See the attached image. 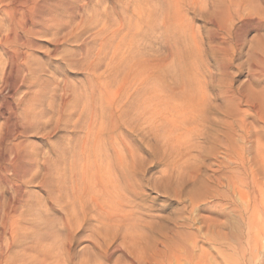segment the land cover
<instances>
[{
  "label": "rangeland",
  "instance_id": "obj_1",
  "mask_svg": "<svg viewBox=\"0 0 264 264\" xmlns=\"http://www.w3.org/2000/svg\"><path fill=\"white\" fill-rule=\"evenodd\" d=\"M53 1L54 0H40L35 10L31 8L27 10L28 12L25 11L24 12L25 14L19 13L17 15V17L20 18V19L18 18L17 21L20 24L19 28L22 29L24 23L29 24L30 26L33 27L31 33L27 32L25 34L26 39H30V42L28 46L26 45L23 47V51H24L23 53L26 56V58L21 57L20 59L22 62L20 61V59H18L19 60L18 61L17 57L16 58L11 57L13 54L11 49L8 50L6 47H0V138L3 139L1 148L2 149L4 148L3 150L5 152H8L9 154L10 153L9 146L11 144L23 142L22 147H24V149H27L28 151H32L39 155V159L41 160L40 163H42L43 162L42 160H44L42 156L43 154L44 157L46 155L49 156L52 155L50 158L52 161L54 159H57V154L54 153L55 148H59L62 150L67 148L69 150L70 148L77 145L76 147L77 151H81V147L77 141V137L78 136L80 137V135L86 133V131L80 132L76 130L73 125L74 122L78 121V123H80L81 125L83 123L84 127L87 128L89 120L92 119V116L95 111H97L98 113H102L103 109L106 107L105 108L106 111L109 112L108 110L109 104L106 102L108 96L116 97V99L120 101L119 103H121L122 101L121 106L118 107L119 109L117 110L118 113L120 112L119 114L120 117L122 118H119L118 129L114 130L112 134H114V136L118 138V139L116 138L118 140V141L116 140L117 143H121L119 144L120 148L118 147L119 150L120 151L123 150L125 152L128 151V153L131 152L133 155L131 156V153L127 155L128 157H130L132 161L129 162L130 164L128 163L129 165H127L126 169L118 168L117 170H115V173L118 174V175L115 174L116 176H114L115 184L116 182L118 183L116 185V188L118 187L117 191L119 192L120 189L122 190V191L120 190L119 193L116 191L118 193V195L116 193L118 198L117 204L119 203L120 205L121 202L120 208L119 205L117 207L118 211H122V213L119 212V214H124V215L127 214L128 218L127 216H126V220L124 218L125 222L127 221L126 224L127 223L131 224V226H133V229L135 228L134 230L137 232L136 233L137 235L135 236H138L139 233L145 235L143 236V242L146 244L157 243V241H159L162 234L164 233H167L169 236H171V234L173 233L172 231L170 233L169 232L170 230L180 228V230L182 231L185 229L184 232L185 233L187 232L185 236L188 240L186 241V243L191 245L195 243L196 246L198 245L196 247V250L200 254V255L198 254L199 257L202 255V257H200L201 260L203 259H204L203 261L208 260L207 262H210L211 264H217L219 262L220 264H227V261H225L226 258L222 256L219 257L218 248L225 247V245L229 244L230 241L228 243L223 242V240L222 242H220V239L217 238L218 239L217 240L216 238H214L213 234H215L216 236L217 231L229 232L230 231L229 227L228 228L225 227L226 220L228 219V217L230 219L236 217L235 215L236 212L234 209L239 208L245 211L249 207V205L251 204L252 206L253 205L252 202L255 201V199L257 200L258 198L257 191H254L255 188L253 184V178L260 177L259 175L260 159L258 157L259 156L258 138H261L264 141V130L262 129L263 122H262L261 114L260 113L257 114L256 113L257 109L255 108L257 107L258 104L260 106V104L262 105V103L264 102V0H200L201 4L199 5V7L197 6L199 9L197 7L196 8L192 7L193 9H190L187 6L186 8L183 6L181 9H179L178 13L179 14L181 13L180 16L183 22V26L184 28L186 27V25L188 27V28L186 27L185 32H183L184 35L185 33H191L190 41L188 40V34L185 35V39H187V42L189 41V43L187 44V47L184 49L185 52H183V56H182L183 61L180 60L183 63L185 61L188 62V60L190 61L188 62L189 66L188 65L186 66L187 64L186 62L184 63L185 65L183 69H185V71L187 72V73L185 72L186 78H184V76L182 75V71L184 70H182V68L178 63L179 57L177 56V54L174 55L169 54L168 51L169 49L164 48L161 45V42L159 41L151 42V45H145L147 46L145 47L143 45L145 42L142 43L140 39H138V41L140 42H138L136 48V51L138 50L137 52L139 54H137V52L135 53V55L137 54V56L138 55L139 56L137 57L134 55L135 56L134 59H136V61L138 59L141 60L140 62L137 61L139 62V64L141 63L140 65L137 64V67L142 66L141 68L143 70L141 69L142 71L140 70L141 72L139 73L136 72L137 75L139 74L137 77L135 75V70H137V67L135 68V70L131 71L132 75H130V71H126L127 68L128 70H130L129 65H131L133 61L130 62L129 60L123 59L122 58L123 56L121 55H120L121 58L117 57L118 60L116 57L113 56V55L116 56L117 52H120L122 50L124 51V49L125 51L128 50L127 49L128 47L124 48L123 45L122 47H120L121 49L123 48L122 50L117 47V44L121 42V39L119 38L113 41L114 44L116 45H113L108 49L107 52L108 55L105 54L103 56L104 59L101 60L102 63L99 62L100 66H97L98 68L96 67V70H92L91 68H89V65L87 63H85V65L82 68L73 69V67H67L64 62L65 60L62 58L61 52L66 49H70V50L74 49L76 51H78L77 49H79L80 52L81 49L78 47L79 42L76 43L69 42V40L67 39L69 32L72 30L70 27H68L67 29L61 28V30L55 34L54 33L55 30L47 24L48 19H52L55 16H58L57 14H61L62 19L64 18L66 19L67 17V14L63 9L62 10L58 9L57 5H53L52 3ZM85 1L87 0H84V2L82 1L83 4L85 5H87L88 2L89 3L91 2L93 4L98 3L99 7L102 8L104 4L105 6L109 7L113 0H98V1L90 0L88 2ZM164 3H165L164 0H161L160 2L156 1L152 5L154 7H150L149 11L155 12L153 13L155 17L156 16L158 17V15H160L158 17L159 18L158 20H161L162 15L165 12ZM155 5L157 7V10H155L156 9ZM201 5L203 6L201 7ZM1 7L2 4L0 3V26L2 24L4 25L6 24L5 18L7 16L1 11ZM161 9L163 11H161ZM30 10L34 12L31 13L32 11ZM23 17H25V19ZM19 20H22V23H20L21 21ZM25 20L27 23L24 22ZM31 20H33L35 24H31L33 22ZM95 25L96 23L84 24V30L86 31V33L85 31L83 32L82 39H84L85 44L89 45L91 49H93L94 51L96 50L99 51L98 50L99 45L97 44V42L95 44L94 39L95 38L100 39V37H95V38L93 37V36H97L95 34L96 31ZM5 26H7V24ZM138 26L139 25L137 23H134V28H136L137 30L140 29V27ZM140 26L143 27L142 24ZM87 29L88 31L90 29L91 30L87 32ZM152 34L155 35L154 37L160 38V34H158V31L156 30L152 31ZM26 35L29 37H27ZM191 38L196 39L197 42L192 41ZM31 43L33 45H31ZM217 46L220 50L217 48ZM117 48L120 51H117ZM225 49H229V50H225ZM56 50H60L59 53L61 54L60 55L58 54L57 56V53H55L57 52ZM192 51L193 53H190V55L189 53L187 54V52H192ZM225 51H227V53ZM52 54L54 55L56 54V56L53 57L54 55ZM111 54H112V58H110L111 56H109ZM158 54L163 55V57H165L166 54H168L169 56L168 61L165 65L167 67H164L163 70H159L155 67V59ZM192 54L194 55L191 58ZM184 55H186L185 59H184ZM113 58H116V60H113ZM150 59H153V62H151ZM11 61L14 62L12 63ZM25 64H28L27 65L28 67ZM111 64L114 66L111 67L110 66ZM19 65L20 68L23 70L19 68ZM223 66L224 68H222ZM107 68L110 69L107 70ZM146 70H147V74H146ZM187 70H189V73ZM9 72L12 76L9 74ZM113 72L115 74H111ZM125 72L126 74L129 73L126 75V77L124 74ZM53 75L54 77H52ZM87 75L89 76L86 77ZM113 75L115 76L113 77ZM161 75L164 76L163 78L166 77L165 78L166 81L162 80L163 83L160 80L161 77L159 78V76ZM96 76L98 77V79L96 78ZM141 76L143 77L141 78ZM156 76H158L157 79H155ZM105 77L106 78L108 77L107 78L108 80L106 79L107 81L105 80ZM131 77H134L135 80L134 78ZM111 78L112 80H110ZM125 78L126 80H124ZM87 79L89 82L87 81ZM115 79H116L115 81L116 83L114 82ZM130 80L133 81L131 82ZM156 80L157 82L164 84L163 85L164 89H168L166 90V93L171 90L170 94L169 93L166 94L165 90L161 88L162 85L160 84L161 85L160 87L158 85L159 83L157 82L155 83ZM53 81L56 83H54ZM95 81H98V84ZM136 81L138 84L136 83ZM145 81L147 83H145ZM70 82L73 83L75 82V83L73 84ZM81 82H83V85ZM126 82L131 84L127 85L128 83L126 84ZM184 82L186 83V85L188 82L187 87H183ZM100 83L102 84L99 85ZM113 83H115V85ZM134 83H135V87H133ZM95 84L101 86L100 89H97L99 88V86H96ZM153 84H155V86ZM190 84L194 86H190ZM76 85H78L77 86V88L79 87L78 89H76ZM144 85L146 86L147 91L146 88L141 87ZM49 86L52 90L49 88ZM93 86L95 87V89L91 90V88H94ZM58 87L60 88L59 90ZM72 87L73 88L75 87L74 88L75 90ZM138 88H140V90L142 91L139 92L140 90ZM142 88H144L145 90ZM219 88L221 89L219 90ZM86 89H88L87 91L88 93L86 92ZM148 89L149 90L152 89V91L155 90V92H157V93L153 92L154 94L157 95V96L155 95L156 97L154 96L155 98L153 97L155 100L153 103V105L155 104L154 106L149 104V99L151 94L150 91H148ZM63 90H65L66 93H68L66 97L68 98L67 100L69 105H73L76 107L72 116L68 115L67 113H64L63 114L64 116L62 115V117L60 116L59 109H61L60 107L62 105ZM77 90L80 91L79 94L80 93L81 94L79 96H82L81 98H78L79 96H77L78 95ZM183 91H185L186 94L188 93L187 94L188 96L187 95L185 96L182 93ZM118 92H122L121 93L122 95H118L117 94ZM144 92L145 95H143ZM146 93L149 94V96H147ZM162 93L166 97L165 99H163L164 96ZM196 93H197V99H195ZM228 93L229 95L227 96L226 94ZM49 94L51 95V98ZM141 94L143 96H141ZM126 95L127 97H123ZM133 95L136 96V98H138L139 100V101L136 100L139 103L137 104V107H135L136 104L133 106L129 102L130 99L131 100L134 99ZM89 96L91 101L87 99ZM98 96H100L99 101L97 100ZM119 96L120 98H118ZM139 96L141 98L143 97L144 98L141 99L139 98ZM158 96L159 98L161 97V99L158 100L157 98ZM23 98L24 100H22ZM48 98H50V100ZM185 98L187 99V101ZM87 100H89V104ZM195 100L197 102V106L196 104L193 105V102ZM85 101H87V104ZM141 101L142 103L143 101H147L143 103L145 106L142 105ZM90 102L92 103L90 104ZM133 102H135V100H133ZM47 103L50 104L46 106ZM128 103L130 105H128ZM145 103L148 104L146 105ZM81 104L85 106L90 105L89 106L90 109L87 106L86 108L92 112V114L91 112H89V114L86 115L85 113H87L88 110L87 109L85 110L83 119H85L86 122H84L83 120H82L83 122L80 121L79 110L82 107ZM93 104H95V106L99 105L98 109L97 107H93L94 106ZM126 104L130 108H128V106H124ZM55 105L57 108L55 107ZM79 105H81V107ZM149 105L151 107H149ZM191 105H193L191 107L193 110L190 109ZM156 106L158 108H156ZM198 106H200V108H197ZM92 107L95 111L92 110ZM99 107L101 108V111H99L100 110ZM122 107H126V108L124 109ZM132 107L134 111L132 110ZM146 107L147 109L145 110ZM154 107H155V111L153 110ZM193 107L196 108L195 109L196 111H194ZM127 108L130 110H128ZM138 108L141 109L139 110ZM206 108H207V112L205 110ZM228 108L236 110L237 114L233 116L229 115L227 113ZM198 109L201 112L200 113L201 115H198L199 112ZM76 110L79 111V112L77 111L78 114H76L77 113ZM148 110L149 112L147 113ZM224 110L226 116L225 113H223ZM125 111H127L126 112L127 114L132 112L131 113L132 115L135 112L138 113L137 114L135 113L133 117H131L132 115L129 114L128 116L125 113ZM121 114L124 115L122 116ZM195 114L197 115L196 117ZM85 115L88 117V119L85 118ZM108 115L107 113H105V115L102 117V119H105L106 121L109 120L107 121L108 123L104 120L107 126H109L111 122L110 121L111 119L108 118L110 116ZM147 115L148 117L146 118ZM152 116H155L156 119L152 118ZM190 116L191 118H189ZM136 117H138L137 119L139 120H135ZM125 118H128V120ZM143 119L146 120L143 121ZM241 119L246 120V122L249 123L250 126V134L247 139H243L240 137V134L244 133L242 132V128L240 127V125L238 126V123L241 122ZM66 120H68V122ZM130 120L132 121L130 122ZM153 120H155L156 122L154 121L152 123ZM63 121H65V123H63ZM127 122L129 124H127ZM236 122L238 123L236 124ZM120 123L123 124L120 125ZM227 123H229L228 127L227 126L225 127ZM19 125L20 126L26 125L31 127V129L26 134L17 135L16 134L17 130L20 128ZM141 125L142 126L144 125L145 127H142ZM229 126L232 128V130L234 129V132L236 134L235 135L236 138L234 137V142L241 150L244 148L245 157L247 159V161L244 164H239V162L236 163L229 161L227 155L225 154L227 149L223 146L222 142L226 141L227 136H223L225 134L222 135L221 133H223V130L225 133L227 132L226 130L231 129ZM135 128H139L140 130L144 129V130L140 131L138 129L136 131ZM149 129L150 132H152L154 135L152 133H148ZM75 130L78 132H76ZM219 130H221V132ZM118 131L120 132L121 135H119ZM137 132H139V134H137ZM142 133L143 134L145 133L144 136ZM148 134L149 137H147ZM150 134L152 135L150 136ZM16 136H18L19 138L18 137L16 138ZM219 137H220L219 140L216 139ZM72 138L74 139L72 140ZM222 138L225 140L223 141ZM109 140H110L109 138H106V140L103 141V144H99L96 141H95L96 143L95 145L94 142L90 143V150L92 151L90 156L92 157L89 156L90 158L89 157L87 158L88 164H93V167H95L94 163L96 162L97 165L101 161L100 156L102 155H104L105 157L112 156L114 150ZM97 144L99 145L97 146ZM101 146L104 147V154H102L101 152L102 150ZM93 149L95 150L97 149L96 150L97 152H95V154H94L95 150ZM99 152H101V154H99ZM95 155L97 156V159ZM29 158L30 157L26 155L22 157V160L23 162H25ZM67 159H68L67 161H70L72 157L69 156ZM225 160H227V166L229 165L228 167H224V164L226 163ZM79 161H82V159ZM40 167L43 172L44 167H42L41 164ZM226 169H228L227 172ZM218 174L219 176H221L222 174L232 176V181L233 182L237 181L238 184H240L241 178H247V180L249 181V185H246V190H248V192L250 193H244L243 195H240L238 193L233 192V188L231 187L229 188V192L231 196L229 200L228 199L222 200L220 198L218 199L217 197H214V195L216 194L215 188L217 186V183L213 180V177H216V175L218 176ZM112 182L113 181H110V183ZM110 183L108 182V185ZM26 189L29 192L30 200L33 203H37L40 201L43 204V206L46 204L48 205V203L45 202L46 199H44L45 193L38 181L28 183ZM222 189H226V187L223 186ZM247 202L250 203L248 204ZM224 204L226 207L224 206ZM47 207L49 212L48 217H50V219L51 217L52 219L53 218L56 219L61 216V213L58 212L57 210L50 208L49 205ZM187 221L189 223H187ZM223 221H225V225L224 223L222 224ZM0 222H1V216H0ZM256 222L258 225H260V219L258 213H257ZM93 223L95 222L90 221L88 224H86V226L83 229H81L79 233L81 239L74 245L75 250L77 251V253H79L76 256L77 260L74 259L73 261L74 263H69V264H76L77 261H79V259H84V260L91 259L90 264H121L124 262H129L130 258L126 254L123 248L122 249L119 248L115 250L110 258L104 256L103 252L95 246L92 237H90V235L93 234V230H92ZM181 224H183L184 226L183 225L181 226ZM186 224H189V226L187 227ZM166 227L167 229L169 228L168 229L169 231H167ZM170 227L173 229H171ZM221 229L224 231H222ZM45 232H46V237L44 239V243H49L52 241L51 232L60 234L62 232V228L56 222L52 229H46ZM8 235L9 234L7 233V236ZM195 236L197 238L192 239ZM263 240L264 238H262L260 242ZM120 241L121 239H118L115 245L117 244L119 245L122 242ZM6 243L7 240L4 234V227L1 222L0 223V252H1L0 264L18 263L15 261L16 258L12 256L13 254L10 256L7 253H5V251H7ZM17 250L19 249L16 248L15 251ZM226 250L228 253H230V255H232L234 252V249L231 248ZM209 252L212 253L209 255ZM201 253L205 255L207 254L206 258L208 257V259H206L204 257L205 255ZM215 257L219 261L216 260L214 262ZM184 264H190V263L186 262Z\"/></svg>",
  "mask_w": 264,
  "mask_h": 264
},
{
  "label": "bare ground",
  "instance_id": "obj_2",
  "mask_svg": "<svg viewBox=\"0 0 264 264\" xmlns=\"http://www.w3.org/2000/svg\"><path fill=\"white\" fill-rule=\"evenodd\" d=\"M39 1L40 0H0V3L2 4L1 11L5 15H7L5 18V22H6L7 26H5L6 24L5 25L2 24L0 26V47H6L8 50L11 49L13 52V54L11 56L12 58L17 57V60L20 59L21 57L26 58V56L23 53L24 52L23 47L26 45L27 46L29 45L30 39H26L25 34L27 32L31 33L33 30L32 26H30L29 24H25V23H24L22 29L19 28L20 24L17 22L19 17H17V15L19 13L23 14L25 11H27L28 9H31V8H33V10H35L36 7L38 6ZM82 1L84 2V0H54L52 2L53 5H57L58 9H61V10L63 9L66 12L67 17H66V19L65 18L62 19L61 14H57L58 16H55L52 19H48V21H47V24L55 30V32H54L55 34L58 33L61 30V28L67 29L68 27H70L72 30L69 32L67 39L69 40V42H75V43L79 42L78 47L81 49L80 52H79V49H77L78 51H76L74 49L70 50V49H66V48H65L66 50H63L61 52L62 58L65 60L64 62H65L67 67H73V69L74 68H82L85 65V63H87L89 65V68H91L92 70H96V67L100 66L99 62L102 63L101 60L104 59L103 56L105 54H107L108 49L111 46L116 45V44H114L113 41L115 39L119 38V39H121V42L117 44V47L120 48L123 45L124 48L128 47L127 48L128 50L125 51V49H124V51H123L122 50L123 48L122 49L120 48L122 50V51H120L117 48V51H120V52H117V53L114 52L117 55L116 56L113 55V56L116 58L117 57L121 58L120 57V55H121V56H123L122 57L123 59L129 60L130 62L133 61L131 63V65H129L130 70H128V68L126 70V71H130V75H132L131 71L135 70V68L137 67V64L138 65L141 64V63L139 64V62L141 61L140 59L137 60L139 62H137L136 59H134L135 56H137V54H139L137 52L138 50L136 51L138 42H140V41H142V43L145 42L143 44L145 46V45H151V42L159 41V42H161V45L164 48L169 49L168 50L169 54H173V55L177 54V56L179 57L178 63L180 65V67L182 68V70H184V71H182V75L184 76V78H186L185 77L186 71H185V69H183L184 65H185L184 63L186 61L184 63L182 62L183 61L182 56H183V52H185L184 49L187 47V44L190 41V37H191L190 34L191 33H185V35L188 34V40L189 41L187 42V39H185V35L183 33V32H185L187 25L184 28L183 22H182V19L180 16L181 13L179 14L178 10L181 9L183 6L185 8L187 6L190 9L196 8L197 6L199 7V5L201 4L200 0H164V2H165L164 3V5H165L164 11L165 12L162 15V18L160 17L161 20H158L159 19L158 17L160 15H158V17L157 16L155 17L153 14L155 12L149 11L150 7H154V6H152L154 2H156V1L160 2L161 0H113L109 7L105 6V4H104V6L102 8L99 7L98 3H96V4H93L91 2L89 3L88 1H90V0L85 1V2H88L87 5L83 4ZM204 4H206V3H204ZM202 6L203 5H201V7ZM155 7H156V5H155ZM152 10H153V8H152ZM155 10H157V7ZM186 10H188V9H186ZM30 11H32V10H30ZM161 11H163V10L161 9ZM33 12L34 11H32L31 13H33ZM184 16H183V18H184ZM25 17H23V18L25 19ZM29 19H30V17H29ZM35 20H36V18H35ZM19 21H21L20 23H22V20H19ZM31 21H33V20H31ZM24 22H26V20ZM87 23H96L95 34L97 36H93V37L94 38L100 37V39H98V38L94 39L95 44L97 42V44L99 45V47H98L99 51H97V50L94 51L93 49H91L89 45L85 44L84 39H82V34L85 31L84 30V24H87ZM134 23H137L139 25L138 27H140L141 30L140 29L137 30L136 28H134ZM31 24H35L34 21ZM39 24H38V26H39ZM141 24L143 25V27L140 26ZM87 26H89V25H87ZM93 27H92V29H93ZM155 30L158 31V34H160V38L154 37L155 35L152 34V31H155ZM187 30H186V32H187ZM89 31L87 29V32H89ZM64 32H65V30H64ZM85 33H86V31H85ZM28 35H29V33H28ZM139 36H140V38H139ZM27 37H29V36H27ZM138 39H140V41H138ZM158 39H160V40H158ZM70 40H72V41H70ZM94 41H93V43H94ZM192 41L197 42L196 39H192ZM89 42H90V40H89ZM60 44H62V43H60ZM31 45H33V44L31 43ZM145 47H147V46H145ZM138 48H139V46H138ZM217 48H218V46H217ZM186 50H188V49H186ZM223 50H224V47H223ZM225 50H229V49H225ZM56 51L57 52H55V53H57V56H58V54L59 55L61 54V53H59L60 50H56ZM136 52H137V54L135 55ZM221 52H222V50H221ZM225 52L227 53V51H225ZM188 53L190 55V53H193V51L187 52V54ZM159 54H160V51H159ZM159 54L157 55V57L155 59V67L159 70H163L164 67H167L165 65L168 61L169 56H168V54H166L165 57H163V55H159ZM52 55H54V54H52ZM193 55L194 54H192L191 58L193 57ZM55 56H56V54L53 57H55ZM109 56H111L110 58H112V54ZM185 56L186 55H184V59H185ZM116 58H113V60H116ZM118 58H117V60H118ZM194 58H196V57H194ZM178 59H177V61H178ZM24 60H26V59H24ZM180 60H182V61H180ZM20 61H21V59H20ZM150 61L153 62V59H150ZM15 62H16V60H15ZM188 62H190V61L188 60ZM188 62H186L187 63L186 66L188 65ZM108 64H110V63H108ZM114 64H115V62H114ZM116 64H118V63H116ZM121 64H122V62H121ZM189 64H191V63H189ZM25 65L27 66L28 64H25ZM25 65H23V66H25ZM16 66H17V64H16ZM110 66L113 67L114 65L111 64ZM141 67L138 66L137 70H135L136 77L139 75V74L137 75L136 72L139 73L143 70ZM19 68H20V65H19ZM222 68H224V66ZM109 69L110 68H107V70H109ZM113 69H111V70H113ZM21 70H23V69H21ZM4 71H5V69H4ZM55 71H57V70H55ZM187 71L189 73V70H187ZM51 72H53V71H51ZM118 72H117V74H118ZM103 73H105V72H103ZM9 74H10V72H9ZM51 74H49V75H51ZM111 74H115V73L113 72ZM124 74L126 77V75L129 73L126 74V72H125ZM144 74H145V72H144ZM146 74H147V70H146ZM194 74H192V75H194ZM135 75H133V76H135ZM162 75L159 76V78L161 77L160 78L161 81L165 80V78H166V77L163 78L164 76H162ZM88 76L89 75H87L86 77H88ZM110 76H112V75H110ZM114 76L115 75H113V77ZM143 76H141V78ZM2 77H1V79H2ZM15 77H16V75H15ZM52 77H54V75ZM150 77H152V76H150ZM157 77L158 76H156V78L155 77L154 78L157 79ZM96 78L98 79L97 76H96ZM107 78L105 77V80ZM112 78L110 80H112ZM131 78H134V77H131ZM34 79H36V78H34ZM124 80H126V78ZM124 80H123V82H124ZM134 80H135V78H134ZM58 81H61V80H58ZM87 81H88V79H87ZM115 81H116V79L114 80V82ZM146 81H145V83H147ZM47 82H49V81H47ZM95 82H97V84H98V81H95ZM156 82H157V80L155 81V83ZM54 83H56V82H54ZM70 83H73V82H70ZM81 83L83 85V82H81ZM115 83H113V84L115 85ZM127 83L128 82H126V84ZM136 83H137V81H136ZM157 83H159L158 85L160 87L162 85L161 88H163L164 84H161L160 82H157ZM162 83H163V81H162ZM46 84H45V86H46ZM101 84L102 83H100L99 85H101ZM129 84H131V83H128L127 85H129ZM142 84H144V83H142ZM93 85H94V83H93ZM99 85H96V86H99ZM153 85L155 86V84H153ZM187 85H188V82H187ZM187 85L184 82L183 87H187ZM5 86H6V84H5ZM71 86H72V84H71ZM77 86L78 85H76V89L79 88V87L77 88ZM190 86H194V85L190 84ZM100 87L101 86H99V88H97V87L96 88L100 89ZM133 87H135V83H134ZM141 87L146 88L145 85L141 86ZM49 88H50V86H49ZM140 88H138V89L140 90ZM144 88H142V89H144ZM165 88H167V87H165ZM59 89L60 88L58 87V90ZM92 89H95V87L91 88V90ZM220 89L221 88H219V90ZM17 90H18V88H17ZM163 90H165V93H166V90H168V89L163 88ZM87 91H88V89H86V92ZM123 91H124V89H123ZM141 91L142 90H140L139 92H141ZM146 91H147V88H146ZM148 91H150V94H151L150 99H149V104L153 105V103L155 101L154 98L157 95L153 93V92H155V90L152 91V89H150V90L148 89ZM170 91H168L167 93L170 94ZM178 91H179V89H178ZM74 92H76V91H74ZM79 92L80 91H78V95L76 94L77 96H79L81 94V93L79 94ZM94 92H95V90H94ZM139 92H137V93H139ZM160 92H163V91H160ZM121 93L122 92H118L117 94L122 95ZM155 93H157V92H155ZM182 93L185 96L188 94V93L186 94L185 91H183ZM62 94H63L62 95V105L60 107L61 109H59L60 110V112H59L60 116L62 117V115L64 113H67L68 115L72 116L76 107L73 105H69L68 100H67L68 98L66 97V95L68 93H66L65 90H63ZM134 95H133V97H134L133 100H135V102H133V100H131V99L130 100L132 102L130 100H129V102L133 106L136 104L135 107H137V104H139L138 103L139 100ZM143 95H145V92ZM143 95L141 94V96H143ZM146 95L149 96V94H147V93H146ZM226 95L228 96L229 93ZM233 95H235V94H233ZM163 96H164V94H163ZM81 97L82 96H79L78 98H81ZM99 97L100 96H98V99H97L98 101H99ZM123 97H127V95L123 96ZM161 97L159 98V96H158L157 97L158 100L161 99ZM221 97H223V96H221ZM50 98H51V95H50ZM50 98H48V99L50 100ZM96 98H97V96H96ZM118 98H120V96ZM139 98H141V97L139 96ZM143 98H141V99H143ZM165 98L166 97L164 96L163 99H165ZM75 99H76V97H75ZM87 99L90 100V96ZM195 99H197V93L195 94ZM22 100H24V98ZM79 100H81V99H79ZM89 100H87L88 104H89ZM136 100H138V101H136ZM87 101H85L86 104H87ZM156 101H157V99H156ZM186 101H187V99H186ZM103 102H104V100H103ZM106 102L109 104V106H108L109 112L106 111V109H105L106 107H105L103 109L102 113H98L97 111H95L93 109V107H97V109H98L99 105L95 106V104H93L94 106L92 107V110H94L95 112L92 116V119H90L91 121L89 120L87 128L84 127L83 123L81 125L80 123H78V121L74 122L73 125H74V128L76 130H78L80 132L86 131V133L80 135V137L79 136L77 137V141L80 144L81 151H77V148H76L77 145L70 148L69 150L65 147H64L65 149H63V150L59 149V148H55L54 153L57 154V159H54L53 161L50 159L52 155L51 156L46 155L44 157V154H43L42 156H43L44 160H42L43 162L40 163L41 160L39 159V155L37 153H34L32 151H28L27 149H24V147H22L23 142L11 144L9 146L10 153L8 154V152H5L3 150L4 148L3 149L1 148L3 139L0 138V216H1L2 225L4 227V234H5L6 240H7V243H6L7 251H5V253H7L10 256L13 254L12 256H14L16 258L15 261L18 262V263L14 262L15 264H66V263L69 264V263H74L73 262L74 259H76L77 254H79V253H77V251L74 248V245L78 241H80V239H81L79 233H80L81 229H83L86 226V224H88L90 221H94L95 223H93V228H92L93 234L90 235V237H92V239L95 243V246L98 249H100L103 252L104 256L107 258H110L113 255V252L115 250H117L119 248H121V249L123 248L125 250L126 254L129 256L130 261L124 262L121 264H184L186 262L190 263V264H211L210 262H207L208 260L203 261L204 260L203 258H202L203 260L200 259V257H202V255L199 257L200 254L196 250V247L198 245L196 246V244L193 242H192L193 243L192 245L186 243V241H188V240L185 236V234L187 233V232L186 233L184 232L185 229L181 231L179 228V229H174V230L169 231L168 230L169 228L167 229V227H166L167 231H169L170 233L172 231L173 234H171V236H169L167 233L163 232L164 234H162L161 238L159 239V241H157V243H155V244L147 243L146 244L143 242V236H145V235H143L142 233L141 234L139 233V235H138L139 237L135 236V235H137L136 234L137 232L134 230L135 228L133 229V226H131V224H128V223L126 224L127 221L125 222V220H126L127 214H125V215L119 214V212L122 213V211H118V208H117L119 205V203L117 204V202H118L117 201V199H118L117 195L121 189L118 192L117 191L118 187L116 188V185L118 183L116 182V184H115V182H114V180H115L114 176L118 175L115 173V170H117L118 168L119 169H123V168L126 169L127 165H129L130 164L129 162H131L132 160L130 159V157L127 156L131 152L128 153V151L125 152L123 150L122 151L119 150V148H120L119 144H121V143H117L118 138L116 136H114V134H112L114 130L118 129L119 118H122V117H120V114H119L120 112L119 113L117 112V110L119 109L118 107L121 106L122 101H121V103H119L120 101L118 99H116V97H114V96L109 97L108 96V98L106 99ZM144 102H147V101H143V103ZM249 102H250V99H249ZM91 103L92 102H90V104ZM141 103H142V101H141ZM143 103H142V105H144ZM49 104L47 103L46 106ZM130 104L128 103V105H130ZM145 104L147 105L148 103H145ZM195 104L197 106L196 100L193 102V105H195ZM30 105H33V104H30ZM81 105H79V106L81 107ZM128 105L126 104L124 106H128ZM150 105H149V107H151ZM193 105L190 106L191 110H193L191 108ZM86 106L89 108L90 105H86ZM86 106L82 105L81 109L80 108H79L80 110L78 109L80 111V113H79L80 114V121L83 120L84 122H86L85 119H83L84 118V116H83L84 112L87 109ZM55 107H56V105H55ZM161 107H163V106H161ZM122 108L125 109L126 107H122ZM128 108H130V107L128 106ZM156 108H158V107L156 106ZM197 108H200V106H198ZM207 108L205 109L206 112H207ZM11 109H12V107H11ZM89 109H87L88 111H87V113H85L86 115L89 114V112H91V111H89ZM146 109H147V107L145 108V110ZM195 109L196 108H194V111H196ZM255 109H257L256 110L257 114L258 113L261 114V118H262V122H263L262 129L264 130V102L262 103V105L260 104V106L258 104ZM78 110H76V112ZM128 110H130V109H128ZM132 110H133V107H132ZM153 110L155 111V107L153 108ZM215 110H216V108H215ZM99 111H101V108ZM198 111H199V109H198ZM78 112L76 114H78ZM126 112L127 111H125V113ZM148 112H149V110L147 111V113ZM25 113H26V111H25ZM105 113H107V115L109 114L108 116H110V117L107 116L109 119H111L110 120L111 122L109 124L110 127L107 126L106 123L104 122L105 119H102V117L105 115ZM131 113L132 112H130L129 114L132 115ZM135 113L137 114L138 112H135ZM200 113L201 112L199 111L198 115H201ZM223 113H225V110L223 111ZM227 113L229 115L233 116V115L237 114V111L234 109L228 108ZM91 114H92V112H91ZM129 114H127V115L129 116ZM141 114H142V112H141ZM44 115H46V114H44ZM52 115H54V114H52ZM86 115H85V118L88 119V117ZM133 115L131 117H133ZM142 116H143V114H142ZM155 116H152V118H155ZM196 116L197 115L195 114V117ZM225 116H226V113H225ZM68 117H67V119H68ZM147 117H148V115L146 116V118ZM149 117H150V115H149ZM65 118H66V115H65ZM71 118H74V117H71ZM137 118L138 117H136L135 120H139ZM140 118H141V116H140ZM189 118H191V116ZM125 119L128 120V118H125ZM73 120H75V119H73ZM132 120H133V118H132ZM132 120H130V122ZM144 120H146V119H143V121ZM53 121H55V120H53ZM66 121L68 122V120H66ZM107 121H109V120H107ZM154 121L155 120H153L152 123ZM63 123H65V121H63ZM237 123L238 122H236V124ZM121 124H123V123H120V125ZM127 124H129V123L127 122ZM228 124L229 123H227V125H225V127L226 126L228 127ZM33 125H34V123H33ZM120 125H119V127H120ZM138 125H139V123H138ZM154 125H155V123H154ZM239 125L242 128V132H244L243 134L242 133L240 134V137L243 139H247L249 134H250L249 123H247L246 120L241 119V122L238 123V126ZM142 127H145V126L143 125ZM30 129H31V127L26 126V125L20 126V128L17 130L16 134L17 135L26 134ZM135 129L137 131L139 128H135ZM235 130H236V128H235ZM78 131H76V132H78ZM219 131L221 132V130H219ZM226 131L227 132L224 133V130H223V133H221V134L222 135L225 134L223 136H227L226 141L222 142V143H223V146L227 149L225 154L227 155L228 160L232 161V162H236V163L239 162V164H244L247 161V159L245 157L244 148L241 150L237 146V144L234 142V137L236 135L234 132V129L232 130V128H231V129H228ZM127 132H129V131H127ZM139 132H137V134H139ZM144 132H146V131H144ZM118 133H119V135H121L119 131H118ZM148 133H152V132H150V129H149ZM236 133H238V132H236ZM144 134H143V136H144ZM152 134H150V136ZM17 137L18 136H16V138ZM145 137H146V135H145ZM145 137H143V138H145ZM147 137H149V134ZM106 138H109L111 140V141L109 140V142H110V144H112L113 150H114L112 153V156H108V157L107 156L105 157L104 155L100 156L101 161L96 165V162H95L96 160H95L94 161L95 167H93V164H88V161H87V158L90 156V154L92 152L90 150V143L94 142V145H95L96 144L95 141H96L99 144H103V141H105ZM73 139L74 138H72V140ZM216 139L219 140L220 137L216 138ZM143 140H145V139H143ZM224 140L225 139H223V141ZM99 144H97V146ZM258 144H259V146H258L259 147V152H258L259 156L258 157L260 159V172H259L260 177L259 178H253V184H254V188H255L254 191H257L258 198H257V200L255 199V201L252 202L253 205L251 206V204H250L249 207L245 211H243L242 209H239V208H235L234 210L236 212V214H235L236 217H234L232 219H230L228 217V219H227L228 221L225 219L226 220V226L225 227H227V228L229 227V229H230L229 232H221V231L216 230L217 231L216 236H215V234H213L214 238L220 239V242H222V240L225 243H228L230 241V243L225 245V247L218 248L219 257L222 256V257L226 258L225 261H227V264H264V240L260 242V240H262V238H264V141H263V139L258 138ZM94 145H93V147H94ZM93 150H95V149H93ZM96 150L94 151V154H95V152H97ZM102 150H101V152H102V154H104V147H102ZM127 150H128V148H127ZM101 152H99V154H101ZM48 153H49V151H48ZM80 153H81V155H80ZM26 155L30 158L28 160H26L25 162H23L22 157L26 156ZM69 156L72 157V159L70 161H67L68 160L67 158ZM131 156H133L132 153H131ZM90 157H92V156H90ZM81 159L83 162L79 161ZM96 159H97V156H96ZM98 159H99V156H98ZM225 161H226V163L224 164V167H228L229 165L227 166V160H225ZM40 164L42 165V167H44L43 172H42V169L40 167ZM227 171H228V169H226V172ZM213 180L217 183V186L215 188L216 194L214 193L215 194L214 197H217L218 199L220 198L222 200L223 199L229 200L231 198L229 188H231V187L233 188V192L238 193L240 195H243L244 193H250V192H248V190H246V185H249V181L247 180V178H241L240 184H238L237 181L236 182L232 181V176H229L226 174H222L221 176H219V174H218V176L216 175V177H213ZM35 181L39 182L40 186L42 187V189L45 193V198H44V199H46L45 202L48 203L50 208L55 209L58 212H60L61 213L60 217H58L56 219H54V218L52 219V217H51V219H50V217H48L49 212H48V207H47L48 205L47 204L43 206V204L40 201L37 203H33L30 200V195H29V192L27 191L26 187H27L28 183H32ZM110 181H113V182L110 183ZM108 182L111 184V185L109 184L110 186L108 185ZM223 186L226 187V189H222ZM116 193H117V195H116ZM30 194H31V192H30ZM221 202H223V201H221ZM247 203L249 204L250 202H247ZM225 204H224V206H225ZM120 205H121V202H120ZM120 205H119V208H120ZM229 205H230V203H229ZM128 212H129V210H128ZM257 213L259 214L260 225H258L256 222ZM228 215H230V214H228ZM230 217H232V216H230ZM124 218H125V220H124ZM127 218H128V216H127ZM56 222L61 226L62 232L60 234L55 233V232H53V233L51 232L52 241L49 243H44V239L46 237L45 230L46 229H52ZM176 223H178V222H176ZM187 223H189V222L187 221ZM223 223L225 225V221H223L222 224ZM182 225L183 224H181V226ZM186 225H187V227L189 226V224H186ZM171 229H173V228H171ZM222 231H224V230H222ZM7 233L9 234L8 236H7ZM195 238H197V237L195 236L192 239H195ZM118 239H121L122 242L120 241L121 243L119 245L118 244L115 245V243L117 242ZM192 239H190V240H192ZM147 241H149V240H147ZM226 247H228V248H226ZM16 248L19 250L15 251ZM229 248L234 249V252L232 255H230V253H228L226 250ZM2 251H4V250H2ZM211 253L209 252V255ZM83 254H84V252H83ZM201 254H203V253H201ZM203 255H205V254H203ZM206 255L204 256L205 258H206ZM81 256H82V254H81ZM206 259H208V257ZM216 260H218V259L215 257L214 262ZM90 261H91V259L90 260L79 259V261H77V263L78 264H90ZM217 264H220V262Z\"/></svg>",
  "mask_w": 264,
  "mask_h": 264
}]
</instances>
